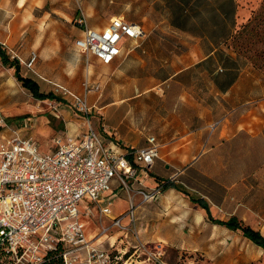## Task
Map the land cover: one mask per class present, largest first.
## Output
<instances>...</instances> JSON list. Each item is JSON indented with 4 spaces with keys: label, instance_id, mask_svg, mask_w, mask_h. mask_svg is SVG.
I'll list each match as a JSON object with an SVG mask.
<instances>
[{
    "label": "rangeland",
    "instance_id": "obj_1",
    "mask_svg": "<svg viewBox=\"0 0 264 264\" xmlns=\"http://www.w3.org/2000/svg\"><path fill=\"white\" fill-rule=\"evenodd\" d=\"M44 1L0 0V39L5 38L11 28L15 34L21 33L20 42L23 44L14 48L20 56L25 58L31 50L38 52L40 50L41 55L35 64L40 76L21 64L20 72L36 80L39 89L43 92L51 91V87L42 77L60 80L76 92L83 90L84 59L87 55L73 45L82 26L79 24V18L84 16L88 23L90 21L107 23L109 17L121 14L124 18L136 20L143 26L141 46L134 48L132 52H138L142 58L150 57L148 71H140L139 67H136L137 71L126 73L122 61L103 64L92 59L93 72L89 78L92 82L97 81L100 86L97 91H92L88 95L89 104L94 105L89 108V117L92 125H94L93 118L95 119L96 128L100 132L103 130L100 126L103 125L102 121L108 123L118 113L110 115L112 117L108 116L105 112L107 106L121 107L127 104L123 101L128 99L123 100L124 97L121 96L122 84L128 80L139 79L145 84L157 82L160 88L158 86L157 91L148 92L138 104L133 130L154 134L150 126L157 125L163 118L170 116V91L175 89V87L171 88L169 80L165 78L169 73L166 56L173 50L179 49L204 48L205 51L210 49L208 41L198 32L177 28L171 24L170 13L172 10H180V7L183 10L188 9L185 13H189L194 18L190 21H198L196 18H200L198 12L201 8V0L194 1L190 6L178 3V7L170 0H48L45 4ZM236 1L237 23L250 15V11L256 9L261 2V0ZM36 4L40 7H36ZM210 23L209 21L208 24ZM211 29H214L213 26L210 27ZM40 38L48 40L49 45L42 43ZM25 41H32V44L27 42L29 44L24 46ZM22 47L24 48L21 51ZM9 54L12 56L14 53L10 51ZM127 57L129 58V55ZM59 59L64 63L63 68L58 67ZM237 59L240 64L247 62L244 57ZM211 62L212 60H206L196 64L191 68L188 79L194 83L195 81L198 84L202 83V79H199L200 72L203 69H210ZM73 70H79L80 73L76 75L72 73ZM197 76L199 78H196ZM178 89L177 87L176 90ZM58 97L60 99H36L20 81L16 80L14 68L3 66L0 62V118L12 126H18L24 118L34 117L35 126L31 130L32 133L29 131L27 134L32 135L42 150L50 147V139L56 129L65 130L62 126L64 123L62 115L79 119L82 129L86 130L84 125L86 116L79 113L71 101L59 95ZM113 103L116 105H111ZM187 105L180 103L178 111L181 116H188L194 111L191 103ZM129 109L130 107H126L125 113L122 112L119 116L128 113ZM208 136V133L202 136L203 144L199 150L183 149L182 144L179 146L180 151L179 147H172L171 152L166 153L167 159L162 161L168 164L163 169V173L192 196L203 194L213 210L222 218H226L231 212L240 211V215L244 218L248 214L251 216L254 227L264 230L262 229L264 228V132L258 136L244 132L213 144L207 141ZM193 154L196 155L192 157ZM151 169L157 170L156 166ZM147 175L149 176L148 171ZM139 176L138 170L132 179L135 180ZM126 179L129 182L132 180L128 177ZM157 183L162 182L151 181V184L145 185L136 181L129 191L134 202L139 204L138 211H149L145 218L150 222L148 226L150 234H163L169 238L164 257L167 263L218 264L211 260L209 255L215 252L231 253L230 242L235 233L230 234L222 228L212 227L206 220L205 214L198 215L196 211L199 209L198 206L187 199L183 192L167 188L158 198L141 202V195L136 189L149 190ZM113 187L112 191L116 192V195L111 199V207L116 213L125 208L127 203L125 200L128 201L129 193L122 184L118 185L115 182ZM88 201L89 198L85 197L77 206L82 212L81 219L86 224V233L93 238L100 226L106 224L109 219L107 217L100 219L99 211H96L92 205H89L88 213L84 212ZM203 220L206 222H201ZM236 234L240 232L237 231ZM119 236L114 228L100 238L98 245L109 247V243L114 242L116 246ZM130 239L134 243V239L132 237ZM152 244L153 242L148 246L152 247ZM239 246L252 251L256 249L250 241L243 239L239 240ZM127 249L131 250L129 247ZM145 258L146 255L141 254L137 259ZM229 262V260L225 261V264ZM145 263L138 260L136 262V264ZM249 264H264V253L251 260Z\"/></svg>",
    "mask_w": 264,
    "mask_h": 264
},
{
    "label": "built area",
    "instance_id": "obj_2",
    "mask_svg": "<svg viewBox=\"0 0 264 264\" xmlns=\"http://www.w3.org/2000/svg\"><path fill=\"white\" fill-rule=\"evenodd\" d=\"M79 24L84 36L75 40L76 47L103 63H110L121 53V41L143 36L137 23L121 15L112 17L100 31L90 28L84 16L79 18ZM35 60L36 54L31 51L25 66L31 69ZM44 79L51 84L53 94L71 101L86 116V130L71 137L56 134L52 138L54 147L49 150H42L31 135H0V264H37L58 246L63 249L64 264H136L137 260L170 264L164 259L161 243L149 247L139 238L138 203L134 202L129 191L131 183L126 179L135 177L138 170L147 176V168L159 154L155 137L149 136L146 146L134 149L123 150L119 142L107 146L91 124L86 95ZM216 123H212L211 130ZM115 182L129 193L127 209L117 215L111 207L115 193L106 194ZM138 182L142 183L141 179ZM136 191L141 202L163 192L158 183L149 190ZM85 197L89 201L84 212L88 213L92 205L99 211L100 219H109L93 238L87 235L77 206ZM114 228L120 235L118 245L110 242L109 247H100L95 243ZM141 254L146 255L144 260L137 259Z\"/></svg>",
    "mask_w": 264,
    "mask_h": 264
},
{
    "label": "crops",
    "instance_id": "obj_3",
    "mask_svg": "<svg viewBox=\"0 0 264 264\" xmlns=\"http://www.w3.org/2000/svg\"><path fill=\"white\" fill-rule=\"evenodd\" d=\"M47 1L48 0H45L44 4L47 3ZM35 6L40 7L39 4H36ZM121 16L124 17L123 15ZM112 17L114 16L109 17L110 19L107 23H103L102 21H90L89 23L87 22V25L92 29L100 31L109 24ZM127 20L130 22L132 21L137 23L140 26L144 35L143 26L138 21L133 19ZM171 24L174 25L172 19ZM174 26L177 28L179 27L181 29H184L180 26ZM20 35L21 33H13L10 28L9 34L5 38L0 39V45H2L6 49L8 54L10 51L14 53L12 56L10 54L9 55L11 58L17 59L19 68L20 64L25 66L24 62L29 58L31 51L35 52L36 60L32 65V68L29 70L40 76V74L35 68V64L41 55L40 50L39 52L31 50L29 54L25 58H23V56H20V54L14 49L20 44H23L22 42H20ZM199 35L208 41L210 45L209 50L205 51L204 48L179 49L177 51L173 50L170 55L166 56L169 73L166 75L165 78L169 80L171 88L175 87V89H171L170 91V116L163 118V120L158 122L157 125L150 126V128H152L150 130H152L154 134H148L143 131H135V129L133 130V125L136 117L135 114L137 113L136 110H138V104L141 103L143 97H145L148 92L153 90L157 91L156 88L158 86L160 88V84H158L157 82L145 84L139 79H132L126 81V83L122 84L120 91L122 93L121 96L124 97L123 100L128 99L127 101H123V103L127 102V104H123L121 107L120 105L112 107L107 106L108 108L105 109V112L108 113V116H113L114 113L118 112L117 116L109 120L108 123H104V121H102L101 124L103 125L100 126L103 128V130H101V132L98 130L103 143L107 146H114L115 142H119L123 150L143 147L148 144L147 138L151 135L155 137L157 143L159 144L158 157H156L155 162L149 168H147L149 176H145L140 173V176L137 179H132L130 181L132 186L135 184L136 181H138V179H141V182L145 185L151 184V181L156 182L157 180H161V182H163L167 178L166 175L163 173V169L166 168L168 164L167 162L162 163V161H165L167 159L166 153L171 152L172 147L176 148L181 146V144L183 145V149L189 148L191 150H199L201 149V146L203 144L202 136L206 135V133L209 134L207 141L213 144L221 142L222 139L227 140L229 137L238 136L239 134L244 132L250 134L251 136H258L261 132H264V77H262V74L257 71L249 62L244 61L242 64H240L235 53L232 52L228 47H222V44L214 45L211 40L207 39L201 34ZM83 36V27L81 26L79 34L78 36H76L75 40ZM142 37L143 36L137 39H125L121 41V53L117 55L116 58H114V60L110 63L101 62L93 54L87 55L84 59L85 77L82 81L83 90L82 92H76L74 90L73 91L80 96L86 95L88 105L91 107L94 106L93 104H89L88 95L92 91H97L100 85L97 83V81L92 82L89 78L91 73L93 72L92 59H94L98 63L103 64H112L113 62H116V60L122 61L123 65L125 66L126 73L137 71L136 67H139L140 71H148V65H150V57L142 58L138 55V52H132L134 48L141 46ZM39 40L42 43L44 42L45 44L47 43V45H49L48 40H44V38H40ZM75 40L73 42V45L77 50H79L75 45ZM27 42L30 41H25L24 46L26 44H29ZM30 43L32 44V41ZM126 46H129V48H126ZM23 48L24 47L20 48V50L22 51ZM128 55L129 58L127 57ZM206 60H212V66L210 69H203V71L200 72V78L199 76L196 77L202 79V83L198 84L196 81L194 83V81L188 79V74L191 71V68L195 67L196 64ZM228 62H230V65L228 64ZM63 65L64 63L59 59L58 67L63 68ZM72 73H76V75H78L80 71L73 70ZM31 79L34 80L33 78ZM47 79H51L52 81L61 83L68 87V85L61 82L60 80L54 78ZM34 81L37 82L36 80ZM37 84L39 86L38 82ZM177 87L179 88L178 90H176ZM68 88L71 89L70 86ZM180 103H185L186 105L191 103L193 105L194 111L191 112L190 115L188 114V116H181L178 111ZM111 105L116 104L113 103ZM126 107H130L128 113L123 114V116H119L120 113L126 110ZM62 116V120L64 122L62 126L65 130H55V133L50 139V147H48L46 150L52 149L54 147L52 138L56 134L62 133L63 136L69 135L71 137L77 136L80 133L84 132V129H82L83 126H81L79 119H72L68 116L66 117L65 115ZM0 120H2V124L0 125V135H13L15 133H18L20 135H31L27 134V132L30 131L32 133L31 130L36 123V119L31 116L24 118L18 126H12L2 118H0ZM93 120L94 127L96 128L95 119L93 118ZM215 121H217V123L211 130V125ZM165 146L167 147L166 149ZM180 150L181 149L179 147V151ZM195 155L196 154H193L192 157H194ZM153 166H156V171L151 169L153 168ZM113 188L114 187L112 185L111 190H109L106 194L111 195L115 193L116 195V192L112 191ZM177 191L180 193L183 192L179 190ZM185 196L191 201L187 194ZM198 197H203L207 201L203 194H198L196 198ZM126 202L127 201L125 200V203ZM127 205L128 202L126 203L124 209H121L119 212L116 213L113 211L114 214H120V212L127 209ZM208 205L210 206V213L214 218L216 217L225 220L228 219L231 215H235L239 219L243 220L245 224L249 223L253 225L250 219L251 216H249V214L246 218H244V216L240 215V211H234L231 212L230 215L226 218H222V216H220L215 210H213V207L209 203ZM197 206L199 208L196 210L198 215L202 216L203 214H205L206 220H208L206 210L200 205ZM138 207L139 204L136 207V222L139 238H141L144 242L148 244L152 242L161 243L166 252V246L168 244L169 238L165 237L163 234H150V232L148 231V226L150 225V222L145 218L147 217L149 211H138ZM140 213L143 214L141 215ZM206 220H203L201 222L204 223L206 222ZM208 221L214 228L219 227L226 230V232L230 234L235 233L232 242H230L232 243L231 253L226 254L215 252V254L213 255L208 254L209 256H211V260H213L214 262H217L218 264H225V261L228 262L229 260V264H249L251 260L256 259L262 253H264V250H262L261 247L254 244L250 239L244 237V235H242L239 230H230L221 224L212 223L210 220ZM237 231H239L240 234H236ZM259 231L261 232V234H264V230L259 229ZM145 236H147V238ZM240 239H243V241H250L256 249H253L252 251L248 248L245 249L244 247L239 246ZM95 243L99 244V240H95ZM179 245L180 243L178 244V246Z\"/></svg>",
    "mask_w": 264,
    "mask_h": 264
},
{
    "label": "trees",
    "instance_id": "obj_4",
    "mask_svg": "<svg viewBox=\"0 0 264 264\" xmlns=\"http://www.w3.org/2000/svg\"><path fill=\"white\" fill-rule=\"evenodd\" d=\"M177 4L190 6L197 0H170ZM236 0H201V8L198 12L200 18L198 21H190L194 19L188 12V9L172 10L171 19L174 25L188 29L192 32H198L202 36L211 40L214 45H224L235 53L236 57H244L251 63L254 68L259 69L262 77H264V0H261L256 9L250 11V15L237 23ZM211 22L210 25L208 22ZM193 22V23H190ZM213 26L214 29L210 30ZM0 62L3 66L13 67L16 80L28 89L32 95L39 100L44 99H60L51 91L42 92L39 90L37 82L30 77L20 73L17 59L11 58L6 49L0 45ZM162 190L167 188H175L183 191L189 196L192 202L200 205L206 210L207 219L212 223H218L228 229L239 230L244 237L250 239L254 244L264 250V234H261L258 228L249 223H244L235 215H231L228 219L214 218L210 213V206L203 197H194L183 188H179L174 180L167 177L162 183ZM62 247L58 246L54 250L48 251L44 259L37 264H64L62 257Z\"/></svg>",
    "mask_w": 264,
    "mask_h": 264
}]
</instances>
